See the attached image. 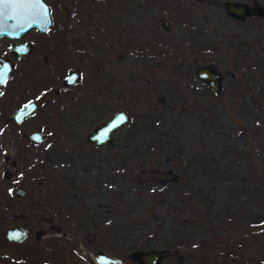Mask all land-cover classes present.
<instances>
[{
    "label": "rangeland",
    "instance_id": "1",
    "mask_svg": "<svg viewBox=\"0 0 264 264\" xmlns=\"http://www.w3.org/2000/svg\"><path fill=\"white\" fill-rule=\"evenodd\" d=\"M72 1L54 0L57 5L72 4V17L66 21L60 12H54L51 30L43 34L31 31L29 36L32 40H78L73 68L80 78L73 84V122L56 121L58 100H49L40 101L41 107L22 127L0 124L4 147L0 154L10 156L16 142L11 136L24 142L22 132L36 129L43 134L42 142L29 140L25 144L28 167L23 170L27 169L29 184L18 183L15 178L21 177L22 165L4 167L14 177L0 170V264H41V260L57 264L64 256L71 258L72 264H87L97 248L123 257L126 264L131 261L125 257L130 249L126 246L162 249L166 256L160 264H197L207 253L202 244L205 239L219 242L212 254L224 255L227 260L220 259L223 264L229 259L236 262L238 257H243L241 264H264V232L253 233L262 231L259 222L264 219V209L253 204L252 209L260 214L258 221H246L241 226L231 223L233 219L228 216L218 221L215 214L220 202L237 197L232 196L236 184L232 169L239 161H232L224 143L228 149L229 145L249 146L257 153L251 135L264 129V104L251 106V99L245 95L237 107L232 92L225 91L230 78L246 73L237 52L264 58V0H109V6L116 7L105 14L107 27L112 25L111 30L119 32L131 30L137 40L129 43L130 52L127 50L124 57L117 59L110 54V64L105 62L108 57L103 54L102 40L115 36V32L108 35L104 29L105 0ZM225 1L246 3L250 15L242 20L232 17ZM82 11L88 18H83L84 25L76 24L74 15L82 16ZM162 21L165 28H161ZM134 45L139 47L132 48ZM86 47L92 48L88 54ZM76 54H81L79 59ZM202 64H210L221 75L219 91L214 92L195 77V68ZM255 70L252 93L264 86V61H258ZM30 74L31 96L39 91L43 78L44 84L50 83L45 87L48 90L55 83L58 87L61 84L54 74ZM112 77H117L121 88L117 91V83L110 85L107 99L105 82ZM117 108L127 112L128 123L112 133L111 146H94L87 133ZM51 109L52 118L41 123L48 117L44 113ZM144 113L151 114L153 121L142 129L139 116L142 119ZM20 127L21 132L17 131ZM208 155L220 173L203 174L198 158ZM10 158L16 159L15 154ZM183 175L191 186H199L207 194L205 200L189 192L183 196L179 185L178 190L172 188ZM17 186L25 191L21 198L13 197ZM175 190L184 201L174 197ZM199 215L203 220H197ZM16 223L29 230L28 238L19 246L4 236L5 228ZM50 223L59 228L44 232ZM207 225L211 231L203 229ZM183 231L190 234L184 243L165 245ZM43 236L59 243L49 246L53 251L48 250L47 255L36 242ZM227 246L231 254L224 252Z\"/></svg>",
    "mask_w": 264,
    "mask_h": 264
},
{
    "label": "flooded vegetation",
    "instance_id": "2",
    "mask_svg": "<svg viewBox=\"0 0 264 264\" xmlns=\"http://www.w3.org/2000/svg\"><path fill=\"white\" fill-rule=\"evenodd\" d=\"M17 1H21L24 7V5L28 4L30 0H17ZM43 1L48 6L49 16H50V23L43 31H39L36 29V27L32 26L28 29L23 30L21 33H19V35H16L14 37H9L6 35L0 36V63L5 62L4 65H7L8 67L6 76L2 79V82H0V124L9 125V127L13 129L18 128L19 126L22 127L23 125L28 123L29 120L34 116V113L37 110V108L41 107L42 103L48 102L49 100H50L49 102H52V101L56 102L58 100L57 102L59 104L58 106L59 109H57V111L55 112V114L58 115V117L56 118V121L60 119L59 123L73 122V107H71L73 106V81L72 83H65V82H70L71 80H73V76H71V74H73V71L77 73V75L80 78L79 72L75 68H73V54L77 52L78 50V45H77L78 40L76 39L75 40H50L53 37H47V39L43 38L42 40H32V36H29V33L31 31L36 32V34H43L44 32L51 30L50 27H51L52 21L55 22L56 20V14L54 15V12H60V14L62 15V18L67 21L69 17H72L71 15L73 11V6L72 4H66V3L57 5L55 2H58V0H55V2L54 0H43ZM105 2H106L105 7H107V9L105 8V11H103L104 29L106 30V34L108 35H113L115 32V36H111V37L108 36L105 40H102V43L105 45L103 54L107 53L105 55L108 57L105 60V62L106 64H110L109 63L110 54H113L112 56L117 57V59L124 57L126 55L127 50L129 51V49H131V47H129V43H131L132 40L134 41H137V40H136V37L131 35V30L126 32L125 30L122 29L119 32L118 30L112 31L111 30L112 25H108L107 27L106 20L109 18L105 17L106 16L105 14L108 12L109 8H114L116 6L115 4H113V6L110 7L109 0L107 1L105 0ZM113 12L114 11H112V13ZM74 17L76 19V22H75L76 24L82 23V25H84L83 18H88V15L82 11V16L75 14ZM107 21L109 22V20ZM91 23L92 21H89L88 24H91ZM61 25L65 26L64 23H61ZM161 28H163L162 25H161ZM54 33H56V31H54L52 34ZM126 35H128V37ZM59 36L62 37V32H59ZM127 40H130V41L127 42ZM89 42H91V40H89ZM138 47L139 45H137L136 47L135 45L132 46V48H136V49ZM86 49H87V51L85 52L86 54L90 53V51L92 50V48H89V47L88 48L86 47ZM114 52H116L117 55H115ZM75 56H76V59H79L81 54L80 55L76 54ZM67 61H69L70 63L68 64ZM2 71L3 70L0 69V73H2ZM39 71L42 73L43 76L44 74L46 76L47 73L56 75L57 78L60 79L61 84L58 87V86H55L56 84L55 83L48 90L45 87L50 86V83L44 84L46 82V78H43V82H40L41 85L38 87L40 88L39 91L34 92L31 96L30 94L31 90L29 87L28 79L30 78L31 72L34 74ZM113 83H117V86H118L117 91L120 90L121 88V84L119 80H117V77L116 78L112 77L111 79H108L105 82V88L107 89V99L109 98L111 94L110 85L112 86ZM126 89L127 88H125L124 90L126 91ZM66 95H67V98L64 99L63 101H60ZM118 95H120V92H118ZM34 98L37 99V101ZM30 101L34 102V105H35L30 114L24 117H21L18 120H14L11 118L12 113L16 109L20 108L26 103H29ZM40 101L42 103H40ZM51 105L53 106V104ZM116 110L125 111L122 108L114 109V111ZM53 114H54L53 109H51L49 112H45L44 115H48V117L43 118L44 120L40 122L45 124L48 120L52 118ZM21 127L17 129V131L21 132L22 130ZM2 128L3 126H0V129ZM33 130H36V129H33ZM30 131L32 130H29L26 133L22 132V135H24V138H25L24 142L21 141L16 136L14 138L13 136H11V141L15 140L16 142L15 144H12V147H11L12 150L10 151V156L15 154L16 159L10 158L9 154L7 153L0 154V170L2 171V173L4 171H7L4 168L7 165H10V168H13V169L18 165H22V172L20 174L21 177L18 178L17 174H16L17 177H15L18 183L24 182L26 184H29V180H30L28 173L26 174L27 169L23 170L26 166L28 167V162H27L28 161V156H27L28 151L26 150L27 146L25 144H27L29 140L33 141L28 137ZM40 133L42 135L41 140L33 141V142H36V143L42 142L43 134L42 132ZM17 135H19V133ZM98 147H102V146H98ZM3 149H4L3 143L1 142L0 152H4ZM17 156L19 157L18 160H17ZM3 174H5L6 176L8 175L9 177L10 176L14 177L13 175H11L10 171L4 172ZM24 193H25L24 189L22 187L17 186L13 191V197L21 198L24 195ZM43 200L44 202H47L46 201L47 198H44ZM16 224H20V223H16ZM21 225L25 226L27 229V236L23 240L25 241L28 238L29 230L26 225L24 224H21ZM49 228L57 229L59 227H57L56 225H53V223H50L48 227L45 228L44 230L43 228H39V230L40 232L42 230L45 232V230ZM44 237L45 236L39 238V240H36V242L38 243L39 241L41 243L40 246L42 248V252L44 251L43 252L44 255H47V251L52 250L51 247L49 246H53L54 244L59 245V243L57 240H54L52 238H44ZM54 237L58 238L57 234H54ZM35 238L37 239L38 237L35 235ZM23 241L22 242L8 241V242L11 244L18 245V244L23 243ZM126 248H130V249L126 252L125 257H129L130 260L133 263L135 262L136 264H140V263L137 262L132 257L133 252L147 250V249H156L151 246L146 247V248L144 247L139 248L137 246H133V247L126 246ZM99 251L103 252L102 249L97 248L96 251L94 252V255L92 256V262H89L86 260L87 264H98L96 262V258H97V253ZM109 256H113V255H109ZM58 257L56 256V259ZM113 257L118 258L119 262L123 264V261L121 260L123 257L121 258L115 255ZM131 261H128V263L127 261L125 262L126 264H131L132 263ZM40 262L41 264H47L46 260H41ZM56 262L57 264H72L71 258H67L66 256H64L60 260H57Z\"/></svg>",
    "mask_w": 264,
    "mask_h": 264
},
{
    "label": "trees",
    "instance_id": "3",
    "mask_svg": "<svg viewBox=\"0 0 264 264\" xmlns=\"http://www.w3.org/2000/svg\"><path fill=\"white\" fill-rule=\"evenodd\" d=\"M237 54L241 66H243V68L246 69V73L248 75L245 73L243 77L230 78L229 88H226L225 91L227 90L228 94L232 92L230 96L234 101V105L237 107L240 106L241 104L240 101L245 95H247V97L251 99V102L253 104L251 106H254V104H264L263 103L264 86L256 87L257 89L254 90V93H252V90L250 89V84L252 86L255 85L254 78L252 77L254 71H256L255 66L258 64V61H264V58L251 57L246 55V53L241 54V51L237 52ZM139 121L141 123L138 126H140V128L142 129L143 128L145 129V127L151 126L153 118L151 114L144 113L142 119L139 116ZM254 129L257 130V127H254ZM263 131L264 129L260 128L259 131L253 132L254 137L251 135V138L256 142L255 146L258 149L257 153L253 152V150L249 146H247V149H244V148H235L233 146L230 147L231 145H229V149H228V146H226L227 144L224 143L225 149L231 153V156L233 155L232 161H239L238 165H234L232 169L235 170L232 174L236 177L235 190H232L234 195L232 193V196H237V197L233 201L220 202V205H218V208L215 211L218 221L219 219L223 221V219L220 218L221 216H228L229 220L233 219L231 223L235 221L240 226L242 225L243 222L246 221L247 222L250 221L251 223L258 221L260 214L259 212L254 211L252 209V206L253 204H255V206H259L264 209V149H263L264 134H262ZM259 149L261 150L259 151ZM198 159H200V167L203 170V174L211 175V174H218L221 172L218 169L216 162L211 161L213 159L212 156L209 155L207 157L203 156V159L201 158ZM186 177H187L186 175H183L182 179L176 181L175 184H173L172 188L175 187V189L178 190V185H179L181 186L182 189L181 193H183L182 194L183 196L185 193L189 192L190 194L193 193L194 195L198 194L201 200H205L207 198V194L201 191L199 186H191L190 180ZM173 195L174 197H177V200L179 202L184 201L185 197L184 198L181 197V194L178 191L175 190ZM236 200L238 201L236 202ZM201 216L202 215H199L197 220H203ZM186 225L190 226L189 223H187ZM230 228L232 230L237 231L233 227ZM203 229L207 231H211V227L209 228L208 225L203 227ZM263 232L264 229H262V231H257V232L254 231L253 233L261 234ZM186 237H190V234H188V232L183 231L179 233L177 236L173 237L174 238L173 240L166 241L165 245L176 246L182 244L187 239ZM242 242L243 240L240 239V243ZM202 244L204 247H206L205 251L207 253L205 258L203 256L199 258L198 260L199 263L197 264H203L201 258L202 259L204 258V264L205 262H207L208 264H223L220 261L227 260V258L224 255L217 257L212 254L214 248L218 246L219 242H212L209 241L208 239H205L202 241ZM14 246H19V245L14 244ZM226 248L227 249H224V252L231 254L232 250L229 248V246H227ZM226 253L224 254L226 255ZM229 260L230 261H228V264H236V263L241 264L244 261L243 257H238L236 262L231 261V259ZM262 262H264V260Z\"/></svg>",
    "mask_w": 264,
    "mask_h": 264
},
{
    "label": "water",
    "instance_id": "4",
    "mask_svg": "<svg viewBox=\"0 0 264 264\" xmlns=\"http://www.w3.org/2000/svg\"><path fill=\"white\" fill-rule=\"evenodd\" d=\"M224 5L226 11L236 19L242 20L250 15L249 6L244 2L225 1ZM45 9H47V13ZM49 23V9L43 0H30L24 7L21 1L17 0H5L4 3H0V36L6 35L14 37L32 26L36 27L39 31H43ZM161 25L165 28V21H163ZM4 64L5 62L0 63V69L3 70L2 73H4L3 78L6 76L8 70L7 65ZM194 75L196 78L203 80L214 92L220 90L221 75L219 72L213 70L210 64L197 66L194 70ZM71 76H73V80L65 83H72L73 81V84H75L78 81L79 76L77 73L73 71ZM25 105H28V107L25 108ZM34 106V102L32 101L24 104L12 113L11 118L18 120L30 114ZM121 116L125 117L122 122H120L119 119ZM128 120L129 115L127 112L116 110L90 129L86 135L87 139L94 146H111L113 144L112 133L127 124ZM28 137L33 141H39L42 135L38 130H32L29 132ZM259 225L261 229H264V219L259 222ZM4 236L7 241L22 242L27 236V229L21 224H15L6 228ZM165 256L166 253L162 249H147L132 253V257L140 264H160ZM96 262L98 264L120 263L118 258L109 256L100 251L97 253Z\"/></svg>",
    "mask_w": 264,
    "mask_h": 264
},
{
    "label": "snow or ice",
    "instance_id": "5",
    "mask_svg": "<svg viewBox=\"0 0 264 264\" xmlns=\"http://www.w3.org/2000/svg\"><path fill=\"white\" fill-rule=\"evenodd\" d=\"M4 2H5V0H0V3H4ZM45 12L47 13V9H45ZM3 75H4V73H0V82H2ZM27 107H28V105H25V108H27ZM119 119H120V122H122L125 119V117L121 116Z\"/></svg>",
    "mask_w": 264,
    "mask_h": 264
}]
</instances>
